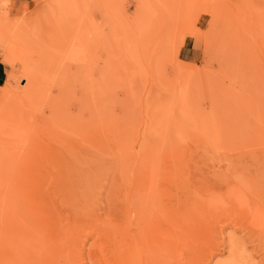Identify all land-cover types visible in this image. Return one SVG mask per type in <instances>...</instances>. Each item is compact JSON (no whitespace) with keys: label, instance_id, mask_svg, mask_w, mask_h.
Here are the masks:
<instances>
[{"label":"rangeland","instance_id":"1","mask_svg":"<svg viewBox=\"0 0 264 264\" xmlns=\"http://www.w3.org/2000/svg\"><path fill=\"white\" fill-rule=\"evenodd\" d=\"M0 63V264H113L137 173L264 264V0H0Z\"/></svg>","mask_w":264,"mask_h":264},{"label":"bare ground","instance_id":"2","mask_svg":"<svg viewBox=\"0 0 264 264\" xmlns=\"http://www.w3.org/2000/svg\"><path fill=\"white\" fill-rule=\"evenodd\" d=\"M133 173L135 174V171ZM151 175H153V173ZM156 175L157 177L154 175L156 177L154 179H158L159 175L157 173ZM143 177H145V175L140 176V174L138 173L135 174L134 177L131 176L130 179L123 182L124 193L121 194L119 190L114 194V196H112L115 221L111 245V259L113 261V264H209L206 262L209 261L213 257V255L218 252V245L216 244L215 240L217 239L219 241L220 238L216 237L220 233H222L221 229L219 230V232H215L216 230H213V227H216V225L223 219L232 217L235 218L237 215L234 217L233 215L230 216V214L228 216L223 215L222 218L207 217L206 219L205 214L200 213L198 211V208V210H195L193 204H189L187 200L177 198L179 195H175L171 192V190L168 191V189H166L167 192H171L172 195H175L177 199H174L172 195H170L169 197L170 193L168 194L167 192H164L165 188L171 186V188L177 187V190L182 186L184 188H187L186 186L190 187L191 185L189 186V183H186L187 181L185 182L182 179V182H185L183 184L180 182V177L179 180H176L174 178V180H176L174 181L173 177L175 176L173 175L172 177L166 176L168 179L166 177L165 179L163 178V176H160L161 178H163L162 182L160 180L161 183L158 182L156 186L152 184L155 187L154 188L149 187L147 180ZM227 182L224 184H220L228 187V185H230V182ZM205 183L206 182H202L203 185ZM185 184L187 185L185 186ZM150 188L154 189L151 190ZM211 188H213V186ZM176 191L175 193L178 192ZM256 193H259V191ZM173 199L175 202H172ZM255 209H253V217L258 221L260 227L262 228L264 226V210L257 211ZM242 216L241 218L238 217L240 219H238L237 221L241 222L240 220L242 219ZM233 221L237 222L235 220ZM37 230H39V228H37ZM212 230L215 233H213ZM40 231L42 230H39L38 232ZM132 232L136 233L134 235H131ZM211 234L214 235V237ZM17 235H19V244H23V238L25 239V242H27L26 233L24 234L26 235V237H23L20 232ZM38 235L41 237L39 233ZM28 242H30V240ZM32 242L36 241L33 240ZM222 244L227 246L226 251L228 253V258L223 262H219L218 264H257L252 260L251 255L247 252L246 248L244 247L243 241H241L240 239L230 237L227 242L222 241ZM24 248L25 244L22 247L23 252L25 250ZM52 249L54 253H57L59 251V248L54 246L52 247ZM222 251H224V248H222ZM63 253L65 254V252L62 251V255ZM56 256L57 254L55 255V257L53 255L52 257L41 258L37 255L29 256L28 254L26 257V261L27 264H53L52 261L56 258ZM65 257L69 256H64V258H62V260H60L58 264H71V259L67 258V261ZM19 260L22 262L23 260H25V258H19ZM95 261L93 264L98 263L100 260L98 262L97 260Z\"/></svg>","mask_w":264,"mask_h":264},{"label":"crops","instance_id":"3","mask_svg":"<svg viewBox=\"0 0 264 264\" xmlns=\"http://www.w3.org/2000/svg\"><path fill=\"white\" fill-rule=\"evenodd\" d=\"M28 0H12V4H17L19 3L20 5L24 4ZM194 47L192 44L186 43L183 47V52L182 54H185L187 56H193L195 54L194 52ZM5 81V68L4 66L0 63V85H2Z\"/></svg>","mask_w":264,"mask_h":264}]
</instances>
